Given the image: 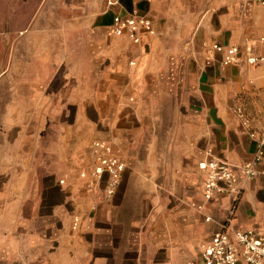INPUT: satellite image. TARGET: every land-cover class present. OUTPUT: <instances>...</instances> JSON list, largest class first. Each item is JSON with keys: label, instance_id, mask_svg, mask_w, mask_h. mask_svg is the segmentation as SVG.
Here are the masks:
<instances>
[{"label": "crops", "instance_id": "1", "mask_svg": "<svg viewBox=\"0 0 264 264\" xmlns=\"http://www.w3.org/2000/svg\"><path fill=\"white\" fill-rule=\"evenodd\" d=\"M132 9L153 22L139 44L111 27ZM90 22L63 59L54 49L46 58L40 37L26 62H10L20 81L11 97L26 102L19 122L34 127L13 138L25 178L0 190V264H204L202 245L224 228L233 200L206 201L199 162L208 147L235 165L249 161L251 133L264 131V5L106 0ZM204 42L239 45V61L222 67L219 53L205 64ZM97 138L126 162L110 198L105 182L91 192L80 176ZM241 186L229 229L264 230V174Z\"/></svg>", "mask_w": 264, "mask_h": 264}, {"label": "built area", "instance_id": "2", "mask_svg": "<svg viewBox=\"0 0 264 264\" xmlns=\"http://www.w3.org/2000/svg\"><path fill=\"white\" fill-rule=\"evenodd\" d=\"M119 1L108 0V3L111 5ZM255 1L264 5V0ZM111 27L115 35H125L139 44L142 42L143 35L152 30L153 22L146 13H142L139 9H132L127 13H115ZM203 51L207 65L212 64L219 53L222 54V67L239 61L240 47L237 44L204 42ZM251 136L256 139L253 159L235 165L220 158L214 153L212 147H208L204 158L199 162L200 169L206 175L203 182L206 201L217 195L228 196L233 200L232 212L224 228L216 231L213 237L202 245L201 256L204 264H240L242 261L246 264H264V230L256 227L229 229L236 201L239 200L243 191L241 178L249 179L264 174V131L260 135L252 132ZM91 150L93 156L91 167L82 170L80 176L86 180L87 190L91 192L97 191L105 182V194L110 198L120 185L126 162L105 139L97 138L92 141ZM64 181L65 179L60 180L61 183ZM73 223L74 228L79 227L81 218L76 216Z\"/></svg>", "mask_w": 264, "mask_h": 264}, {"label": "rangeland", "instance_id": "3", "mask_svg": "<svg viewBox=\"0 0 264 264\" xmlns=\"http://www.w3.org/2000/svg\"><path fill=\"white\" fill-rule=\"evenodd\" d=\"M105 9L106 0H0V190L6 179L25 178V172L19 169L24 166L13 148V138L25 133L24 129L32 132L34 127L19 122L21 117H27V109L25 101L18 97L13 101L11 97V85L20 82L18 77L10 76L11 60L18 65L22 55L26 62L28 53L39 51L40 37L46 58L51 59L54 49L63 59L70 39L88 34L90 21ZM17 91L18 96L19 88ZM49 115L52 108H45V117ZM44 126L46 129L49 124ZM9 164L17 170L9 172L13 169ZM12 190L14 193L19 189Z\"/></svg>", "mask_w": 264, "mask_h": 264}]
</instances>
